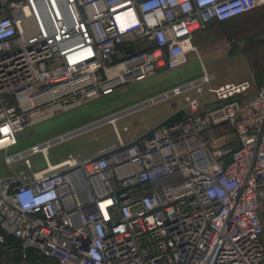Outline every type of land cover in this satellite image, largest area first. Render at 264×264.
<instances>
[{"label": "built area", "instance_id": "1", "mask_svg": "<svg viewBox=\"0 0 264 264\" xmlns=\"http://www.w3.org/2000/svg\"><path fill=\"white\" fill-rule=\"evenodd\" d=\"M262 6L0 0V151L57 113L182 66L196 33ZM211 81L204 72L101 120L184 95L171 119L127 142L115 130L117 143L84 158L38 172L27 159L84 129L7 156L30 173L0 179V246H20L0 264H264V87Z\"/></svg>", "mask_w": 264, "mask_h": 264}, {"label": "rangeland", "instance_id": "2", "mask_svg": "<svg viewBox=\"0 0 264 264\" xmlns=\"http://www.w3.org/2000/svg\"><path fill=\"white\" fill-rule=\"evenodd\" d=\"M204 34L200 50L189 53L182 66L158 70L142 81L125 84L110 95L57 113L17 134L14 145L0 151V179L10 178L21 172L25 175L30 173L25 165L26 158L7 164V156L16 155L69 132L84 129L49 147L46 159L40 153L28 157L31 171H41L47 167V163L57 164L69 155L84 158L95 150L115 144V130L124 142L132 140L146 128L156 125L163 117L172 115L184 103V95L170 97L127 113L116 118L113 124L98 122L115 117L174 87L199 79L204 72L212 77L211 85L214 88L227 81L236 83L247 80L254 87L263 83L264 6L231 22L213 24ZM188 94L194 95V92ZM212 98V95L205 94L200 101L209 102ZM213 106L206 104L202 108Z\"/></svg>", "mask_w": 264, "mask_h": 264}, {"label": "trees", "instance_id": "3", "mask_svg": "<svg viewBox=\"0 0 264 264\" xmlns=\"http://www.w3.org/2000/svg\"><path fill=\"white\" fill-rule=\"evenodd\" d=\"M245 15H247V14H245ZM245 15H242V16L237 17L235 19L241 18ZM235 19H232V20L226 21V22H213L209 26H211L213 24H224L227 22H231ZM19 255H20V246L18 245V243L10 237L6 238L4 244L2 246H0V259H4L7 261H12V260L15 261V260H18Z\"/></svg>", "mask_w": 264, "mask_h": 264}, {"label": "crops", "instance_id": "4", "mask_svg": "<svg viewBox=\"0 0 264 264\" xmlns=\"http://www.w3.org/2000/svg\"><path fill=\"white\" fill-rule=\"evenodd\" d=\"M204 32H205V30L204 31H202V32H198V33H196L195 35H194V37H193V40H192V44L194 43V47H195V52H198L200 49V42H202V40H203V37L205 36V34H204ZM255 70H258V69H255ZM261 71V70H260ZM264 73V72H263ZM264 75V74H263ZM243 81H246V80H243ZM240 82H242V81H240ZM227 83H235V82H230V81H227V82H224L223 84L221 83V84H219L218 86H221V85H224V84H227ZM237 83V82H236ZM253 84V83H252ZM253 87H254V85H253ZM260 88V87H264V81H263V83H260L259 85H257L256 87H254V91L256 90V88ZM254 91H252V93L254 92ZM184 104V103H183ZM183 104L176 110V111H174L173 113H172V115L173 114H175L178 110H180V108H182V106H183ZM172 115H168V117L166 116V117H163L158 123H156V125L157 124H159V123H161V122H163V121H165V120H167L168 118H170ZM155 126V125H154ZM259 215H260V219H261V222H262V225H263V233H262V236H261V239L264 241V201H262L261 203H260V206H259Z\"/></svg>", "mask_w": 264, "mask_h": 264}, {"label": "bare ground", "instance_id": "5", "mask_svg": "<svg viewBox=\"0 0 264 264\" xmlns=\"http://www.w3.org/2000/svg\"><path fill=\"white\" fill-rule=\"evenodd\" d=\"M188 48L190 50L192 49L193 51L196 50L193 44H191ZM193 51H191V52H193ZM191 52H189V53H191ZM20 156H23V154H20ZM45 157H47V152H45Z\"/></svg>", "mask_w": 264, "mask_h": 264}]
</instances>
